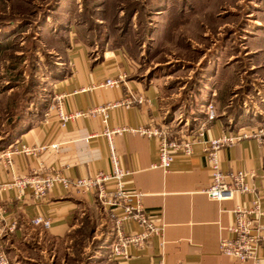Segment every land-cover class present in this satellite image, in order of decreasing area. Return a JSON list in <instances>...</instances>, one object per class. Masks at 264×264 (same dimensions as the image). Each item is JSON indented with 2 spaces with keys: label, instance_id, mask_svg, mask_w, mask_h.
<instances>
[{
  "label": "crops",
  "instance_id": "0c3cea01",
  "mask_svg": "<svg viewBox=\"0 0 264 264\" xmlns=\"http://www.w3.org/2000/svg\"><path fill=\"white\" fill-rule=\"evenodd\" d=\"M263 29L264 26L251 28L249 36L258 38ZM248 40L250 43L243 46L242 53L255 57L251 68H258L264 76V41L252 43L251 38ZM64 46L63 57L58 62L63 65L64 72L48 81L47 99L52 93L62 92L66 95L63 99L65 111L85 110L94 104L119 99L129 91L134 96H142L143 101L138 105L108 109L106 126H156L161 122H173L163 116L158 83L138 73L136 62L123 48L108 44L107 39L101 47H96L73 33ZM122 72L127 78L118 87L96 85L106 77ZM216 72L217 68H214L212 75ZM241 103L237 114H226L216 104L217 115L207 123L205 137L263 124L264 97L253 110L242 107ZM202 120L200 113L190 121H181L178 127H194ZM100 130L99 119L95 116L74 117L62 125L52 115L33 120L9 146L44 144L45 148L35 156L12 153L9 167L0 164V184L10 182L14 176L42 173L47 168L61 171L70 178L86 176L94 170H108V150L99 135ZM112 142L122 166L130 171L125 186L143 192V208L152 214L153 222L164 224L163 244L160 248L158 239L151 237L141 249L129 246L127 259L120 260L107 258L105 244L108 240L100 241L101 245L95 249L90 250L88 245L82 248V264H157L160 259L163 264H252L221 255L217 245L218 237L230 235L227 226L232 220V205L257 198L264 208V138L261 141L241 138L216 151L222 173L240 169L249 171L255 189V193H236L222 201L209 199L203 193L209 174L201 144L194 143L188 156L174 155L164 170L154 166L158 164V158L153 137L124 131L113 135ZM17 195L11 187L0 188V205L6 220L15 221L14 231L1 238L11 264H55L58 248L71 240L73 230L88 222L90 237H93L104 221L105 211L92 193L68 192L55 184L41 201L30 195L28 187L20 189ZM37 214L50 219L47 228L31 224V218ZM261 219L264 221V216ZM132 228L137 229L132 223L124 226V230ZM256 255L257 264H264V242Z\"/></svg>",
  "mask_w": 264,
  "mask_h": 264
},
{
  "label": "rangeland",
  "instance_id": "374dc122",
  "mask_svg": "<svg viewBox=\"0 0 264 264\" xmlns=\"http://www.w3.org/2000/svg\"><path fill=\"white\" fill-rule=\"evenodd\" d=\"M260 26L264 0H0V130L12 104L20 114L27 97L46 92V73L72 33L96 47L108 39L123 48L137 72L158 83L163 116L177 127L200 115L209 98L221 111L239 102L253 110L264 76L242 52L248 39L264 41V31L249 36ZM104 215L94 238H82L90 250L111 236ZM75 238L58 248L55 264H82L73 258Z\"/></svg>",
  "mask_w": 264,
  "mask_h": 264
},
{
  "label": "built area",
  "instance_id": "2783aa9c",
  "mask_svg": "<svg viewBox=\"0 0 264 264\" xmlns=\"http://www.w3.org/2000/svg\"><path fill=\"white\" fill-rule=\"evenodd\" d=\"M126 78V74L122 72L113 77H106L96 85L115 88L123 84ZM214 94L212 93V96ZM65 96L64 93L57 92L52 93L48 99L44 98L45 106L42 117L46 119L52 115L60 125L74 117H97L101 126L99 135L103 137L107 145L109 169L94 170L89 175L70 178L61 171L47 168L42 173L31 172L24 176H14L10 182L0 184V188L11 187L17 195L20 189L28 187L30 195L38 201L43 200L46 191L55 184L68 192L92 193L101 208L104 209L112 226L111 237L105 244L107 258L127 259L129 246L141 249L147 239L151 237L158 239V245L161 248L163 244L161 234L164 227L161 221L160 223L153 222L152 214L143 208L141 203L143 192L125 186V178L130 171L122 166L121 159L112 142L113 135L129 131L147 138L153 137L156 142L158 158V164L154 166H160L164 170L170 165L174 155L188 156L191 153L192 145L199 143L202 146L203 157L208 167V183L203 189L207 198L222 201L232 198L236 193H255L250 182L252 173L241 169L222 173L218 167L216 151L223 146L238 142L241 138H254L261 141L264 138V123L249 127L242 126L237 130L229 129L216 137H205L207 123L217 115L214 101L209 98L202 107L203 120L194 127L190 126L189 128L188 125L177 127V123L172 124L171 122H161L156 126L140 124L136 127L125 125L108 127L106 126L108 109L128 107L131 104L138 105L143 101L142 96H134L127 91L119 99L108 101L105 104H94L85 110L72 111L63 109ZM45 146L44 144L9 146L0 150V164L9 167L12 153L35 156ZM232 206L230 209L232 220L227 226L230 235L218 237L217 250L221 255L229 256L240 263L251 261L252 264H257L256 252L260 244L264 242V221L261 219L264 216V208L259 204L257 198ZM30 222L41 228H47L50 219L37 214L31 218ZM127 223L136 225L137 229L124 230ZM14 229L15 221L13 219L6 220L5 212L0 205V264H11L6 256L5 245L1 238L12 233ZM157 264H163L162 259Z\"/></svg>",
  "mask_w": 264,
  "mask_h": 264
},
{
  "label": "trees",
  "instance_id": "16d2710c",
  "mask_svg": "<svg viewBox=\"0 0 264 264\" xmlns=\"http://www.w3.org/2000/svg\"><path fill=\"white\" fill-rule=\"evenodd\" d=\"M13 12H18L17 10H14ZM3 26V25H1ZM108 40V39H107ZM105 41V40H103ZM102 41V42H103ZM87 42V41H86ZM102 42L100 43V45L102 44ZM88 44H92L91 41L87 42ZM65 44V41H64ZM108 44L113 45V46H117L116 44H111L108 41ZM51 66L49 67L47 73H46V78L47 81L45 82L46 84L48 83V81H50L51 79H55L57 77H59L60 75L63 74L64 69L62 68V66L58 63V62H51ZM48 94V89H46V92L43 93L41 96L40 94L37 95L35 100L31 99V96L27 97L29 98V101L27 102V104L24 106L23 108V112L20 114H16L13 113L15 108L17 107V105H13L12 104V109L13 112L11 113V109L10 110H5L4 113L8 115V119L6 122V126L4 129L0 130V150H3L5 148H7L9 146L10 143H12L14 140H16L17 137H19V135L21 133H23L25 131V128L35 119L37 118H41L42 114H43V109H44V98H46ZM26 98V99H27ZM28 100V99H27ZM28 106V108H27ZM226 110L225 113L226 114H233V113H239V111L241 110L240 107H237L236 104L235 106H225ZM28 109V110H27ZM13 117V118H12ZM12 118V119H11ZM264 123V122H263ZM91 227L88 226L86 224V222L81 223V225L79 227H77V229L73 230V232L71 233V240L72 238L77 239L74 241V246L71 245L72 247V251L75 252L73 258H76V260L80 261L82 260V255H81V250L84 247V242L82 238H88L90 236V231ZM70 240V243H71ZM101 240H96V243H101ZM97 246H95L96 248ZM77 248V249H74Z\"/></svg>",
  "mask_w": 264,
  "mask_h": 264
}]
</instances>
